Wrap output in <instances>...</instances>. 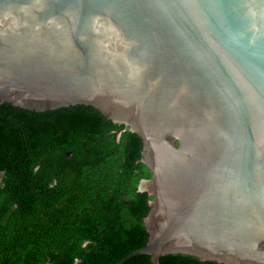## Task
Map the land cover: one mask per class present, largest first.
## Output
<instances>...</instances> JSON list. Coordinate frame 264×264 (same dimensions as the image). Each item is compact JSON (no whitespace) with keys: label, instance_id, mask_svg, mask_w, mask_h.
<instances>
[{"label":"water","instance_id":"water-1","mask_svg":"<svg viewBox=\"0 0 264 264\" xmlns=\"http://www.w3.org/2000/svg\"><path fill=\"white\" fill-rule=\"evenodd\" d=\"M1 102L141 138L147 238L117 264H264V0H0Z\"/></svg>","mask_w":264,"mask_h":264},{"label":"trees","instance_id":"trees-1","mask_svg":"<svg viewBox=\"0 0 264 264\" xmlns=\"http://www.w3.org/2000/svg\"><path fill=\"white\" fill-rule=\"evenodd\" d=\"M141 138L81 103H0V264H117L144 246ZM123 264H151L136 254ZM158 264H223L168 253Z\"/></svg>","mask_w":264,"mask_h":264},{"label":"rangeland","instance_id":"rangeland-1","mask_svg":"<svg viewBox=\"0 0 264 264\" xmlns=\"http://www.w3.org/2000/svg\"><path fill=\"white\" fill-rule=\"evenodd\" d=\"M127 126V125H126Z\"/></svg>","mask_w":264,"mask_h":264}]
</instances>
